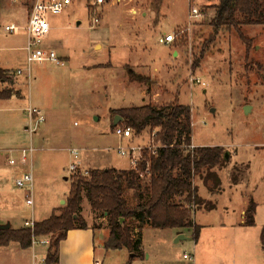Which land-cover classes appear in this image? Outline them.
<instances>
[{"label":"rangeland","instance_id":"rangeland-1","mask_svg":"<svg viewBox=\"0 0 264 264\" xmlns=\"http://www.w3.org/2000/svg\"><path fill=\"white\" fill-rule=\"evenodd\" d=\"M220 2L106 0L96 7L93 0H71L61 14L48 15L51 31L47 47L65 64H33L30 74L21 49L23 34L7 33L4 27L12 20L0 16V67L8 69L0 90L12 95L10 100L0 101V150L30 145L28 107L40 110L44 117L32 141L35 149L30 157L34 221L48 218L54 208L65 205L73 175L69 171L74 161L70 149L80 150L82 171L130 169L129 162L115 149L121 142L112 132L115 117L111 111L178 101L191 109L192 143L222 147L231 159L213 169L220 177L215 188L214 179H207L204 170L194 175L197 204L192 221L200 226L198 239L193 238L192 229L144 225L142 254L145 258L150 254L152 262L157 256L174 264H215L217 260L213 262L208 255L209 247L214 244L221 248L228 242V226L240 222L245 194L249 196L250 191L259 206L252 230L258 232L264 224V71L258 68L264 64V25L242 26V33L252 39L246 59L245 44L234 28L213 32L210 21ZM192 7L200 12L199 17H189ZM93 17L99 22L94 24ZM164 33L175 36L170 46L158 42ZM196 57L199 62L193 66ZM18 68L24 69V74L17 75ZM130 72L149 80L139 82L129 76ZM192 78H199L200 83L192 82ZM138 134L136 144L152 135L149 128ZM17 154L12 156L17 158ZM233 181L238 182L235 187ZM4 184L5 196L16 199L23 209L11 222L12 228L20 227L24 219H31L25 192L14 187L9 178ZM211 192L220 194L212 196ZM146 193L144 188H126L124 197L133 206ZM210 203H215L214 209L209 208ZM80 209L87 226L103 230V239L98 233L96 237L97 257L104 264H127L133 253L126 248L103 251L108 221L100 212L92 211L85 194ZM124 221L130 227L137 226L130 218ZM222 223L227 227L220 226ZM34 246L40 250L47 247L39 243ZM260 253L259 264H264L262 247ZM185 254L194 255V261L184 258ZM152 262L149 264H158Z\"/></svg>","mask_w":264,"mask_h":264},{"label":"trees","instance_id":"trees-1","mask_svg":"<svg viewBox=\"0 0 264 264\" xmlns=\"http://www.w3.org/2000/svg\"><path fill=\"white\" fill-rule=\"evenodd\" d=\"M217 11L210 21L214 34L221 29L234 28L245 44L246 59L251 50L252 39L246 37L243 25H264V0H220ZM201 57V56H200ZM196 57L193 66H197ZM258 68L264 71V64ZM5 71L0 68V81H6ZM131 78L139 82L147 79L130 72ZM11 96L4 90L0 98ZM121 117L124 124L139 133L146 128L156 131V141L161 144L157 154L150 159V178L141 177L134 169H91L87 175L75 173L71 176L65 205L55 208L51 215L29 227L0 229V246L17 242L22 248L32 246L35 238L49 236L44 264H58L59 244L70 229L87 228L81 216L82 194L88 198L92 211L107 218L109 235L106 249L126 248L133 257H143L141 230L144 225L154 229H192L193 238L198 239L200 226L192 221L193 208L197 204L194 175L204 170L207 179L213 178L212 187L220 185L214 173L215 167L227 162L222 147H194L192 144L191 109L188 105L173 101L168 104L147 103L111 111ZM113 128V124H111ZM145 163L138 166L143 170ZM126 188L141 191L146 195L133 206L124 197ZM210 203L209 208H212ZM256 203L250 199L244 214V225L255 224ZM130 218L137 226L130 227L124 219ZM260 244L264 251V225L260 231ZM132 257V258H133ZM130 264V260L127 262Z\"/></svg>","mask_w":264,"mask_h":264},{"label":"crops","instance_id":"crops-1","mask_svg":"<svg viewBox=\"0 0 264 264\" xmlns=\"http://www.w3.org/2000/svg\"><path fill=\"white\" fill-rule=\"evenodd\" d=\"M34 1L35 0H0V16L11 18L12 20L11 23H17L18 25H24L27 21L30 8L32 4L34 3ZM23 37H24L23 45L21 46L22 51H24L23 47L25 45V36L23 35ZM47 41H48V38L45 42L46 47H47ZM171 44H168V46H170ZM94 46L96 47L97 45L95 44ZM174 54H176V52H174ZM0 68L3 69L4 71L8 70L2 67ZM18 69H22V68H18ZM24 72L25 70L22 69L21 74H24ZM21 74H17V75H21ZM0 82H4V81H0ZM17 82H19V85H20L19 79L17 80ZM2 87H3V84H2ZM1 91L3 90H0V92ZM11 96H9L8 98H0V101L7 100V99L10 100ZM26 118H27L26 120L27 123H29L30 119H29L28 113L26 114ZM27 127L28 126H26V130H27L29 139L27 137L26 138L30 140V145H32L33 143L32 141L35 138V134L37 133L36 132L37 130L32 134L28 131ZM37 142H40V137H38ZM22 147H25V146L18 145L17 148L4 150V151H7V153H10V154L18 153V149ZM226 153L228 154L227 162H229V160L231 159V155L228 151H226ZM21 170L22 169L20 167L9 165L7 161L4 159V157L3 159H0V219L3 220L0 224L10 223V226H11L12 220L16 219V216L23 212V209H19V206H17L18 203L16 199L14 198L9 199L4 194V186H5L4 181H6V178L11 179L12 185H14L13 180L15 176ZM6 174H8L7 175L8 177L5 176ZM237 183L238 182L233 181L232 185L235 187ZM251 192L252 191L249 192V196H246L245 194V200H244L245 207L241 209L242 216H241L240 222H238L237 224L232 223L228 226V230H230L228 232V235H229L228 242L223 244L221 248L215 247L214 244L210 245L211 246L209 247L210 253L208 255H211V257L213 258V259L211 258V260H213V262L214 260H217L215 264H259V260H260L259 256H261L260 231L262 229V226L261 228L258 229V232H255L252 230L256 228V224H254L253 226L244 225V214H245L246 207L250 199L254 200ZM211 194L212 196H215V195H219L220 192L216 194L211 192ZM262 203L264 204V201ZM211 204L213 205L212 209H214L215 203H211ZM28 209L27 210L30 213V217H33V210L31 208H28ZM258 209H259V206L257 205L255 217L258 214L257 212ZM26 220L27 218L24 219L23 225ZM255 222H256V219H255ZM195 224L197 225V223ZM220 226L224 228L227 227L225 223H222ZM20 227H16V228H20ZM97 230L98 229H94L90 226H88L87 228H83V229L74 228V229L68 230L65 238L61 240L59 244L58 264H97V263L104 264L103 261L97 257L99 248L98 246H96L97 245L96 244L97 243V238H96L97 233L101 236V239H103V235H102L103 230H100L99 232ZM173 230H177V229H173ZM178 233L179 231H177V234ZM140 240H141V245H142V230H141ZM102 249L103 251L107 250L103 247ZM46 251H47V247L44 250H40L36 248L35 246H31L28 248H22L17 242H10L8 245L0 246V264H44ZM192 257H193V260L191 261H194V255H192ZM154 258H156V260ZM150 259H151L150 254H148L146 258L144 257V255L143 257L129 258L130 264H149L150 262H152L150 261ZM153 260L155 261H153L152 263L174 264L173 262H171L172 260L158 259L157 256L153 257Z\"/></svg>","mask_w":264,"mask_h":264},{"label":"built area","instance_id":"built-area-1","mask_svg":"<svg viewBox=\"0 0 264 264\" xmlns=\"http://www.w3.org/2000/svg\"><path fill=\"white\" fill-rule=\"evenodd\" d=\"M106 0H93V4L98 7L103 4ZM120 1V0H117ZM71 0H35L32 4L27 21L24 25L9 24L4 27L5 31L12 35L23 34L25 36V62L26 70L30 74V70L33 64H56L64 65L65 62L60 58L56 51L46 47L45 42L51 31V25L48 21V15L50 14H61L70 4ZM190 18L199 17L200 12L192 7L189 12ZM94 24L99 22L97 17H93ZM175 36L173 33H164L158 38V42L168 45L173 43ZM22 69H17L16 74H21ZM192 82L200 83L199 78H192ZM30 122L28 124V131L34 133L39 124L44 121V117L41 111L36 108H28L27 110ZM113 134L120 140V144L115 147L117 152L122 158H125L130 165V169L136 170L141 177L145 179L150 178V159L157 154L158 148L161 146L159 142L156 141V131H152L151 137L146 142L142 140L135 143L134 140H139V135L133 129L124 124H117L112 128ZM122 141L126 142L122 144ZM197 147L193 143L190 148ZM34 151L32 145L28 147H22L18 149V157L15 158L12 154L7 153V151H0V157H4L7 163L11 166H16L20 168L27 167L26 170L20 171L14 178V187L24 190L25 192V203L32 209L33 202V173L31 164V155ZM79 149L73 148L69 152L73 157L74 161L69 166V171L71 173H80L82 175H87L88 171L81 170V162L79 160ZM141 163H145V168L143 170H138V166ZM193 208V206H192ZM33 217L30 220L24 222V227H29L33 229L34 223ZM47 245L49 244V236L42 238H35L32 241V246L35 244ZM184 258L193 260L192 255H184ZM99 264V263H97Z\"/></svg>","mask_w":264,"mask_h":264},{"label":"water","instance_id":"water-1","mask_svg":"<svg viewBox=\"0 0 264 264\" xmlns=\"http://www.w3.org/2000/svg\"><path fill=\"white\" fill-rule=\"evenodd\" d=\"M121 121V117H119V116H115V118H114V120H113V126H116L119 122ZM226 157H227V159H228V154L226 153V155H225ZM62 203H64V201L62 202ZM8 228H10V223H6V224H0V229H8ZM181 237H184V236H180L179 238H181ZM178 238V239H179ZM178 239L176 240V241H178Z\"/></svg>","mask_w":264,"mask_h":264}]
</instances>
